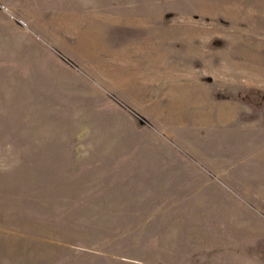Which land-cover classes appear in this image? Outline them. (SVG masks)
I'll list each match as a JSON object with an SVG mask.
<instances>
[{
  "label": "rangeland",
  "instance_id": "rangeland-1",
  "mask_svg": "<svg viewBox=\"0 0 264 264\" xmlns=\"http://www.w3.org/2000/svg\"><path fill=\"white\" fill-rule=\"evenodd\" d=\"M0 264H264V0H0Z\"/></svg>",
  "mask_w": 264,
  "mask_h": 264
}]
</instances>
